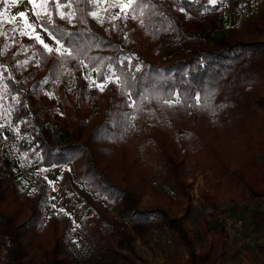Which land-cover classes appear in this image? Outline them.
Here are the masks:
<instances>
[{
    "label": "trees",
    "instance_id": "16d2710c",
    "mask_svg": "<svg viewBox=\"0 0 264 264\" xmlns=\"http://www.w3.org/2000/svg\"><path fill=\"white\" fill-rule=\"evenodd\" d=\"M227 1L241 8L240 0ZM71 3V8L60 9L71 13L70 22L60 18L53 0L48 5L52 23L47 17L38 19L71 56L49 53L24 36L39 57L30 82L25 80L30 70L15 78L0 60V80L13 103L12 125L22 136L23 150L33 147L44 167L71 163L94 191L121 206V217L142 234L159 217L161 227L192 241L186 227L189 208L170 216L164 208L141 205L150 172L144 161L153 160L172 184L182 187L181 143H196L211 158L215 175L225 177L227 188L206 197L212 207L223 200L264 199V163L258 158L259 152L264 154V13L224 33L209 0H141L132 10L145 40L140 49L126 42L129 27L122 17L102 33L92 24L95 0ZM166 49L175 50L166 54ZM84 67L96 70L99 82L107 80L109 69L119 79L102 89L84 86L78 92L59 82L66 69L79 75ZM48 77L58 83L67 117L75 125L71 142H54L50 122L39 124L36 116L47 108L35 93ZM176 127L182 131L179 139ZM41 205V195L22 200L12 174L0 173V264H71L62 256L56 221L41 227ZM89 212L95 213L99 233L108 231L131 247L125 221L111 219L93 205ZM205 236L206 246L191 251L186 260L169 255L165 264H219L229 233L222 226L217 232L206 229Z\"/></svg>",
    "mask_w": 264,
    "mask_h": 264
},
{
    "label": "rangeland",
    "instance_id": "374dc122",
    "mask_svg": "<svg viewBox=\"0 0 264 264\" xmlns=\"http://www.w3.org/2000/svg\"><path fill=\"white\" fill-rule=\"evenodd\" d=\"M49 1L45 4L43 0H37V4L33 5L29 0H17L15 4L12 0H0V3H4V6L0 7V60L5 62L15 78L30 70L25 79L30 82L35 74L34 68L39 64L37 51H30L31 46L25 43L24 36L35 39L36 35H39L50 48H60L61 44L42 27L34 14L39 12L44 15L50 12ZM240 1L241 8L237 10L227 0H216L213 4L218 10L216 20L219 31L226 33L234 26H244L248 19L264 13V4L259 0ZM121 2L123 3V0ZM115 3L117 0H95L96 9L93 12L96 17L92 16L93 26L106 33L110 23L115 20L113 16L120 13V17L129 27L126 42L143 49L145 40L132 10L129 9L128 15L125 16L119 7L114 6ZM179 10L186 15L184 10ZM19 12L27 14V21L36 26L35 31L25 27V21L18 16ZM25 31L27 35L22 34ZM36 41L39 42L37 39ZM174 50L166 49L165 53L170 54ZM96 74V70L87 67H84L79 75L66 69L65 77L59 82L69 91L78 92L84 86H97L102 89L110 80H117L112 69H109L105 82L97 81ZM57 86L58 83L48 77L36 91L38 103L47 105V108L38 111L36 116L39 124L50 122V133L54 142L60 140L67 143L72 140L71 133L75 125H72L67 117ZM6 92L7 87L0 80V173L12 174L22 200L41 195L40 225L46 227L56 221L58 233L62 237V256L71 264H165L169 255L175 256L177 260H185L191 251L199 250L209 243V238L205 236L206 229L216 232L225 226L223 213L244 220L243 229L234 231L226 227L233 236L231 248L234 249L242 240L251 247L252 256H264V199L234 204L223 200L217 207H212L206 197H214V192L219 187L223 190L227 188L224 185L225 177L215 175L209 167L211 158L205 157L193 141L190 146L181 143L184 159L180 176L182 187L175 186L167 179L163 167L153 160H147L144 161L145 167H148L150 172L145 174L147 180L141 196L142 206L164 208L170 216H181L189 208L186 227L192 238L191 243L181 240L172 229L161 227L158 224L159 217H156L142 234L132 227L131 222L121 217V206L94 191L75 173L71 163L44 167L40 154L33 152V147L27 151L23 150L20 145L22 136L18 128L12 125L13 103L7 98ZM181 135V129L176 127L175 136L179 139ZM10 138L14 139L13 143H10ZM27 138L30 139V136ZM258 158L264 163L263 153L259 152ZM136 177L132 175L133 179ZM92 205L107 217L127 223L128 232L133 237V249L127 244H121L108 231L98 232L95 213L89 212ZM246 235L249 237L245 240ZM234 236L237 238L234 239Z\"/></svg>",
    "mask_w": 264,
    "mask_h": 264
},
{
    "label": "snow or ice",
    "instance_id": "6c2138e0",
    "mask_svg": "<svg viewBox=\"0 0 264 264\" xmlns=\"http://www.w3.org/2000/svg\"><path fill=\"white\" fill-rule=\"evenodd\" d=\"M16 2H17V0H12L13 4H15ZM87 2L93 3L94 0H87ZM215 2H216V0H209V3L215 4ZM29 3L33 4V5H36L37 4V0H29ZM43 3H45V4L48 3V0H43ZM53 4H54L55 8L57 9L60 18L61 19H65V20H69V22H70L71 13L60 11V9L61 8H71L72 7L71 0H68V3H66V4H60V0H53ZM140 4H141V0H123V3L121 2V0H117V3H115L114 6L115 7H119L120 11L123 12L125 16H127L129 9L135 10L137 7H140ZM34 14L40 20H44L45 17H47V22L48 23H52V20H51V15L52 14H51V12H46L44 15H41V13H39V12H36ZM90 14L93 17H96V13L95 12H92ZM141 14H142V9H141ZM18 16L25 21V27L26 28H30L33 31H35V27L36 26L27 21V14L25 12H19ZM118 18H121L120 17V13H117L115 16H113V19H118ZM133 18H135V17H133ZM13 19H15V17H13ZM22 34L27 35L28 33L25 31V32H22ZM35 39H37L40 42V44L49 53H52L53 51L61 52V49H62L63 50V54H66V55H69V56L72 55V52L67 47H64L63 44L60 45V48L53 49V48H50L48 44L44 43V41L42 39H40L39 35H36ZM53 39H56V37L53 36ZM57 43L58 44L60 43L59 39H57ZM118 79L119 78H117V80ZM100 87L102 88L103 85H100Z\"/></svg>",
    "mask_w": 264,
    "mask_h": 264
},
{
    "label": "crops",
    "instance_id": "0c3cea01",
    "mask_svg": "<svg viewBox=\"0 0 264 264\" xmlns=\"http://www.w3.org/2000/svg\"><path fill=\"white\" fill-rule=\"evenodd\" d=\"M230 203L234 204L233 202H230ZM238 218H240V217H238ZM228 233H229V231H228ZM249 235L245 236V240H246V238L249 237ZM232 237L233 236H231V234L229 233V240L226 243V254L222 259H220L219 264H264V256L261 255L259 258H255V256H252V252H251L252 249L248 244L245 243L246 241L240 240L238 242L237 246H235V248L232 249L230 246ZM241 237H244V236H241ZM235 238H237V236H234V239ZM196 251H198V250H196Z\"/></svg>",
    "mask_w": 264,
    "mask_h": 264
},
{
    "label": "built area",
    "instance_id": "2783aa9c",
    "mask_svg": "<svg viewBox=\"0 0 264 264\" xmlns=\"http://www.w3.org/2000/svg\"><path fill=\"white\" fill-rule=\"evenodd\" d=\"M13 142H14V139L10 138V143H13ZM222 219L225 224V227L230 228V229L232 228L234 229V231L237 229H243L244 227V220L242 218L232 216L229 213H223Z\"/></svg>",
    "mask_w": 264,
    "mask_h": 264
}]
</instances>
